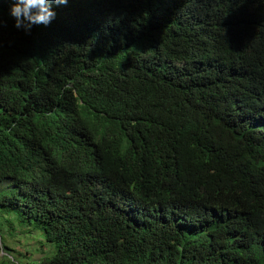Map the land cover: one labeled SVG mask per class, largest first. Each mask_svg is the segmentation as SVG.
<instances>
[{"label":"trees","instance_id":"obj_1","mask_svg":"<svg viewBox=\"0 0 264 264\" xmlns=\"http://www.w3.org/2000/svg\"><path fill=\"white\" fill-rule=\"evenodd\" d=\"M8 9L0 214L51 250L27 264H264V0H69L30 35Z\"/></svg>","mask_w":264,"mask_h":264},{"label":"rangeland","instance_id":"obj_2","mask_svg":"<svg viewBox=\"0 0 264 264\" xmlns=\"http://www.w3.org/2000/svg\"><path fill=\"white\" fill-rule=\"evenodd\" d=\"M12 217L15 220L14 229H11L7 223L8 221H14ZM0 229L3 238V241L0 239V259L7 255L4 245L13 250V252L10 251L12 256H9V258L14 264H27L31 260L38 261L50 257V255H45L51 251L50 245L40 241L37 232L30 233L27 230L28 228L21 227L17 223L15 215L0 214Z\"/></svg>","mask_w":264,"mask_h":264},{"label":"clouds","instance_id":"obj_3","mask_svg":"<svg viewBox=\"0 0 264 264\" xmlns=\"http://www.w3.org/2000/svg\"><path fill=\"white\" fill-rule=\"evenodd\" d=\"M7 2L8 16L14 20V27L29 35L34 27L51 26L57 19L55 8L69 4V0H7ZM6 26L7 21L0 19V27ZM93 38L96 39L95 36Z\"/></svg>","mask_w":264,"mask_h":264}]
</instances>
